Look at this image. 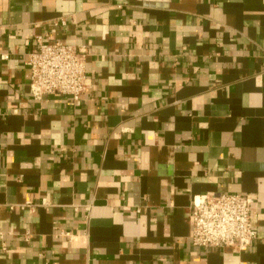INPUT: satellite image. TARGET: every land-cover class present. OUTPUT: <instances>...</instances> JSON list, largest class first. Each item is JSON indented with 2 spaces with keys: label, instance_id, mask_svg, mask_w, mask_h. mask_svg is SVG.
Listing matches in <instances>:
<instances>
[{
  "label": "crops",
  "instance_id": "1",
  "mask_svg": "<svg viewBox=\"0 0 264 264\" xmlns=\"http://www.w3.org/2000/svg\"><path fill=\"white\" fill-rule=\"evenodd\" d=\"M37 37L84 52L78 99L31 96ZM222 193L246 249L190 241ZM0 264H264V0H0Z\"/></svg>",
  "mask_w": 264,
  "mask_h": 264
},
{
  "label": "built area",
  "instance_id": "2",
  "mask_svg": "<svg viewBox=\"0 0 264 264\" xmlns=\"http://www.w3.org/2000/svg\"><path fill=\"white\" fill-rule=\"evenodd\" d=\"M25 63L30 70L29 92L34 99L56 93L76 100L88 86L85 54L75 45L43 42L37 37ZM253 202L251 194L194 195L191 243L202 247L246 249L257 236L251 223Z\"/></svg>",
  "mask_w": 264,
  "mask_h": 264
}]
</instances>
